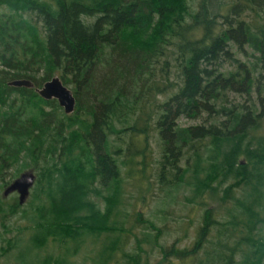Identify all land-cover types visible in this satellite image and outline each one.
I'll use <instances>...</instances> for the list:
<instances>
[{
    "label": "trees",
    "instance_id": "16d2710c",
    "mask_svg": "<svg viewBox=\"0 0 264 264\" xmlns=\"http://www.w3.org/2000/svg\"><path fill=\"white\" fill-rule=\"evenodd\" d=\"M54 75L71 113L36 88ZM25 169L20 203L1 187ZM130 177L196 206L194 237L164 241ZM18 214L0 264H264V0H0V223Z\"/></svg>",
    "mask_w": 264,
    "mask_h": 264
},
{
    "label": "rangeland",
    "instance_id": "374dc122",
    "mask_svg": "<svg viewBox=\"0 0 264 264\" xmlns=\"http://www.w3.org/2000/svg\"><path fill=\"white\" fill-rule=\"evenodd\" d=\"M184 124L194 123L197 120L194 119H188L183 118L181 119ZM155 141V139H153ZM8 176H12L11 174ZM13 177V176H12ZM16 176L13 177V179ZM135 178L130 177V188L132 187V183H134ZM4 187H1L2 192L4 190ZM134 187V186H133ZM131 188L128 192L129 195L132 196V203L134 206H130L131 210H134V208L143 210L145 212V215L147 216L150 214V217H153L157 220L158 225H164L167 224L170 226V233L171 236H166L164 241L171 242L173 241L177 236L184 234V229H187V232L189 233L188 237L184 239L183 243L187 242L188 239H191L195 235V226L196 223L190 222L191 218H195L197 220L198 215V209L196 206L192 205H184L182 203L181 194L176 199L169 203V205H163L160 202L161 197L154 196V198H149L148 204L145 203L143 200V195H145V199L147 200V195H150V192H147V183L146 182H140L139 187L137 188ZM154 191H159L158 188ZM11 196V197H10ZM17 196L18 192L14 191L7 195V197H10L11 199ZM164 208V209H162ZM164 215L166 217L164 218ZM8 227L5 229L6 226H2L0 223V246L6 241V239L10 238L11 236H15L19 234L21 231V228H24L28 224V220L24 215L18 214L12 218V220H8ZM151 260L153 264H156L158 259L160 258V254L156 250L154 253L151 254ZM78 259L80 260L79 263H81L82 256H79ZM178 264H193L189 261H176Z\"/></svg>",
    "mask_w": 264,
    "mask_h": 264
},
{
    "label": "water",
    "instance_id": "95a60500",
    "mask_svg": "<svg viewBox=\"0 0 264 264\" xmlns=\"http://www.w3.org/2000/svg\"><path fill=\"white\" fill-rule=\"evenodd\" d=\"M9 84L16 86H34L32 79L27 77L14 78L9 81ZM38 92L46 98H57L60 105L68 113L75 110L77 99L72 88L65 84L59 75H54L46 80L42 86L36 87ZM37 174L34 169H25L16 176L9 184L4 187L3 195L7 196L10 193L17 191L20 203H24L34 185Z\"/></svg>",
    "mask_w": 264,
    "mask_h": 264
}]
</instances>
